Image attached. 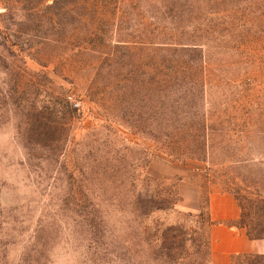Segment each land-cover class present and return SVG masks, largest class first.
Segmentation results:
<instances>
[{
  "label": "rangeland",
  "instance_id": "1",
  "mask_svg": "<svg viewBox=\"0 0 264 264\" xmlns=\"http://www.w3.org/2000/svg\"><path fill=\"white\" fill-rule=\"evenodd\" d=\"M181 179L264 197V0H0V264H157Z\"/></svg>",
  "mask_w": 264,
  "mask_h": 264
},
{
  "label": "trees",
  "instance_id": "2",
  "mask_svg": "<svg viewBox=\"0 0 264 264\" xmlns=\"http://www.w3.org/2000/svg\"><path fill=\"white\" fill-rule=\"evenodd\" d=\"M168 190L170 191V189ZM169 193L175 194V202L181 199L176 190H173V192L171 191ZM233 195L236 198L241 211L240 218L234 225L244 228L246 234L251 239L264 238L263 224H255L251 221H246L249 209L253 207H255L257 210L263 211L264 215V197L260 199H258V197H254L248 200L247 203H244L240 198L235 196V194ZM207 198L205 207L201 203V212L196 215H202L203 209L205 208V214L208 223V231L206 235L199 234L198 236H195V238L192 237L187 239L184 235L178 234L176 232V227H169L167 230L161 228L160 233L155 239H125L124 242L129 244L130 247L131 252L129 253L134 255L130 257L135 260L138 254H143L142 252L137 253V251H143L149 254L147 256L149 260H156L157 264H210L209 228L212 222L208 217ZM146 231H148V229ZM143 262L146 264L145 260ZM130 263L135 264V261L132 260ZM139 264H141V261ZM231 264H264V255L237 253L232 255Z\"/></svg>",
  "mask_w": 264,
  "mask_h": 264
},
{
  "label": "crops",
  "instance_id": "3",
  "mask_svg": "<svg viewBox=\"0 0 264 264\" xmlns=\"http://www.w3.org/2000/svg\"><path fill=\"white\" fill-rule=\"evenodd\" d=\"M163 174L168 177L186 175L187 169L174 167L172 171L165 170ZM177 190L185 208H199L202 189L198 183L181 179L177 183ZM207 205L208 217L212 222L209 228L210 264H231L232 255L237 253L264 255V238L251 239L244 228L234 225L241 211L232 193L212 191Z\"/></svg>",
  "mask_w": 264,
  "mask_h": 264
}]
</instances>
